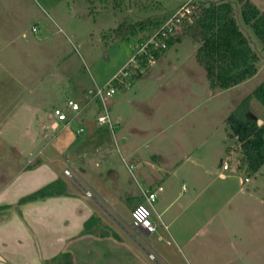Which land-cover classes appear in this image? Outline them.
<instances>
[{"label":"rangeland","instance_id":"1","mask_svg":"<svg viewBox=\"0 0 264 264\" xmlns=\"http://www.w3.org/2000/svg\"><path fill=\"white\" fill-rule=\"evenodd\" d=\"M123 1L118 11L110 2L104 5L99 0H0V45L3 47L0 51V65L3 67L0 69V223H7L10 216L24 205L20 203L33 200L21 201V198L43 186L32 191L37 182L31 183L30 177L35 176L39 183L45 180L44 175L41 178L37 173V166L45 160V133L49 131V136H52L63 131L74 139V129L82 127L78 124L82 123L85 130L80 132L81 137L86 135L101 110L98 108L92 115L95 111L93 105L87 108L81 105L84 96L96 100L92 94L94 87L104 86L114 74L126 67L128 73L120 76L122 83L116 86L112 95L106 96L105 104L108 105L110 119L125 117V125L120 128L122 131L128 127L130 130L132 127L143 129L137 132L135 141L133 138L130 141L139 147L132 154L139 161L122 151L119 142V151L113 144L111 147L103 146L106 152L103 161L96 166L94 162L90 165L93 173L98 171L102 174H96L91 185L79 179L82 194L93 206L102 203L101 195L116 201L115 214L103 212L104 203L96 210L91 207L95 210L93 214L102 219L99 220L102 224L93 223L91 230L112 231L111 227H114L128 239H137L136 254L144 264H264V164L248 176L243 171L232 169L228 173L229 169L226 170L228 192L215 197L213 191H207L209 193L203 198L208 205L205 223L193 221L189 242H177L170 235L169 226H165L166 220L158 223L150 234H137L129 225L133 205L147 204L142 189L148 185L139 171L150 172V182L154 186L164 175L158 171L159 165L164 163L159 160L158 153L167 160L162 168L168 171L180 159H185L183 154L192 147L191 143L195 146L218 143L219 137L236 146L235 138L226 136L227 124L221 127L219 134L211 133L212 126L220 124L229 111L239 116L249 111L255 118H264V105L250 94L264 79V48L239 19L251 37L252 46H256L261 64L256 74L245 82L222 91L209 89L206 85L205 69L196 60L197 45L189 36H183L146 68L138 67L131 57L142 33L123 40L102 38V33H107V29L116 26L124 17L129 16L131 21H135L167 13L183 0ZM251 2L260 9L264 6V0ZM32 26L37 31H32ZM239 94L249 95L241 102L244 105L241 112L237 103L236 106L232 104ZM68 98L79 101L81 111L76 120L66 128L48 129L45 111L55 106L65 108ZM132 98L144 100L146 106H132L129 101ZM97 103L100 106L101 103L95 101L96 106ZM82 118L84 121L80 120ZM7 142L17 147L11 148ZM225 142H221L222 146ZM236 154L237 148L232 147L229 155L235 158ZM229 155L226 158L230 159ZM143 158L157 166L142 164ZM133 160L136 164L129 167ZM196 170V167L182 165L176 175L177 180L173 181L180 187V176ZM64 172L66 179L72 181L68 169ZM245 177L247 181H244ZM100 191L103 192L97 196ZM182 192L178 194L181 204L187 197V193ZM15 200L20 203H14ZM46 200L45 220H52L55 214L50 213V209L59 205L55 199ZM9 205L10 210L4 212L2 209ZM87 215L83 211V217ZM184 217L187 219L188 212L180 220ZM92 239L94 237L87 240ZM58 247L63 251L64 246L61 245L52 246V249L58 252ZM86 248L80 244L74 253L79 256ZM111 254L99 255L98 258L105 257L109 261L100 259L98 262L110 264L115 260L110 259ZM122 254L126 256V251ZM62 255L61 252L47 258L45 264H64L69 256L63 259ZM10 261L15 260L9 259L6 264Z\"/></svg>","mask_w":264,"mask_h":264},{"label":"crops","instance_id":"2","mask_svg":"<svg viewBox=\"0 0 264 264\" xmlns=\"http://www.w3.org/2000/svg\"><path fill=\"white\" fill-rule=\"evenodd\" d=\"M185 1L187 0H183L182 2ZM261 8H264V6ZM2 49L3 47L0 45V51ZM1 68L3 67L0 65V69ZM241 83L230 88H234ZM206 85L209 89H211L209 87V81ZM208 92L209 91H207V93ZM248 96L249 95L247 94H239L238 97L236 95L232 104L236 106L237 103V108L240 107L241 112L242 106H244L241 102L246 100ZM83 99V103L81 104L83 107L84 105L85 107L93 105L95 111L93 110L92 115H94L98 108L101 110V104L100 106H98V103L97 106L95 104V101H99L98 99L90 100L87 96H84ZM129 101L134 107L136 104L139 108L142 105L143 107L146 106L144 104V100L139 101L132 98ZM231 112L232 111H229L228 114L223 116L220 124L212 126V134L216 132L219 134L221 132V127L226 124L225 118ZM242 114L245 118L254 117L249 111H245ZM124 118L122 116H119L118 118L114 117L112 119V127H109L108 125H99L95 119L94 123L87 130V134L82 137L81 133H76L75 128L74 139H71L72 135L63 133V131L55 132L52 136H49V131L45 133V160L37 166L38 176L43 178L42 175H44L45 180H42L41 183H39L37 181L38 178L31 176L30 182H37L34 183L35 185H33L32 191L36 190V188L41 185L48 184L55 180L61 182L58 187L59 191L25 203H20V201L18 202L17 200L14 201V203L24 205L16 211L15 215L10 216L7 223H0V264H6V261L9 259L15 260L10 261V264H45V260L47 258L60 255L61 252L63 254L61 257H63V259L69 256L68 259L65 260L64 264H100L98 262L100 259L105 262L109 260L105 257L98 258V256L102 254L104 256L106 253L110 252H112L110 259H115L111 260L110 264H120V262H122V264H124V262H126V264H135V261H138V264H144L143 261L140 262V259L136 254L135 245H139L138 240L135 238L128 239L123 233L116 231L114 227H111L112 231H110L107 227L109 231L101 232H94L91 230L92 228H90L88 233H83L84 222L87 218L92 216L98 219V216L93 214L98 205L102 206V203L105 204L106 207H103V212L108 214L116 213L115 200L101 195L102 203H97V206H93L91 204L92 202L88 200L84 194H82L80 189L81 182L79 179L84 183L91 185V182H94L93 179L96 178V174H102V172L98 171L93 173V169H91L90 165L94 162L96 166L103 161L102 158H105L106 156L103 146L111 147V144H113L119 151V142L122 151L126 152L132 159L139 161L136 156L132 155L135 154L139 147L134 146V143H131L130 141L132 138L135 141L138 134L137 132H141L143 129L132 127V130H130V127H128L125 131H122L120 128L125 125ZM80 120L84 121V118ZM260 120L262 122L264 118ZM46 122H48V129L51 130H57L60 126H62L59 122H54L53 124L51 110L45 111V123ZM78 124L84 127L82 123ZM66 127L67 126H64V128ZM85 128H87V126ZM83 130L85 129L83 128ZM218 139V143H204L200 146H195L191 143L192 147L190 146L188 152L183 154L185 159H180L175 165L171 166L168 171L162 168V166L165 167L167 160L164 159L162 154L158 153L159 160L164 162L159 165L160 167L158 168V171L164 173V175L156 182L157 185L155 186L157 187L150 182L152 181L150 172L140 169V171L138 170L148 185L142 189V193L143 190L146 189L156 193V196L150 205L154 223H156V226L158 227V223H164V220H166L167 223H165V226H169L170 235L174 237L177 242H189V231L192 230L194 222H201L202 225L205 223L208 205L203 198L209 193L207 191H213L215 197H220V194L228 192L227 184L225 182L228 180V174L224 178H219L218 172L221 171V161L228 159L226 158V155L231 153V149L227 153L225 148L226 146L230 148L232 144H227L223 138L217 137V140ZM221 142H225L223 143V146ZM7 145L11 148L17 147L16 144H12L11 142H7ZM122 155L125 156L124 154ZM134 160L131 161L132 163H130L129 167H133V163H135ZM184 160L186 162H184ZM146 163L152 164L154 167L157 166L156 164L149 162L147 158H143L142 164ZM182 165H185V167L187 166L188 168L193 166L196 167L197 170L193 173L186 174L185 176H180L181 184L179 187L173 180H177L176 175L179 173ZM65 169H68L70 172V175L68 174V176L72 177V181H68L66 179L65 175L67 174L64 172ZM228 169V173L234 169L233 164L230 163V161ZM76 184H78L79 187ZM159 186H162V189H159ZM182 190L184 191L182 193H187V197L184 203L181 204L178 202V194ZM32 191H30V193ZM86 191L87 190H85V192ZM102 192L103 191H100L99 194L96 193V195L100 196V193ZM1 193L2 191H0V195ZM23 195L24 194H22V196ZM142 196L144 197L143 194ZM93 198L95 199V197ZM46 199H55L59 205H57L58 207L50 209V213L55 214L52 220H45V210H47L45 203L48 202ZM145 201L147 202L146 199ZM10 206L11 205L8 207L5 206L2 210L7 212L10 210ZM133 206L135 207V205ZM91 207H95V210ZM83 211L88 213L86 217H83ZM187 212V219L184 217V219L180 220L182 215ZM23 214H27L28 217H25ZM153 215L156 217L153 218ZM100 217L97 221L98 223H100L99 220H102ZM113 220L114 222L116 221L115 219ZM100 224H102V222ZM129 225L137 232V234H150L132 227L131 220ZM92 237H94V239L87 240ZM186 238H188V241L185 240ZM127 241H129L128 243H130V245L127 244ZM80 244L87 246V248L84 249V251L78 256V254L74 253V251ZM57 245L64 246V249H62L63 251L59 250L61 247H58V252L52 249V246ZM123 251H126V256L122 254ZM73 253L74 257H72ZM162 258L166 260L164 256H162ZM188 260L190 261L189 258Z\"/></svg>","mask_w":264,"mask_h":264},{"label":"trees","instance_id":"3","mask_svg":"<svg viewBox=\"0 0 264 264\" xmlns=\"http://www.w3.org/2000/svg\"><path fill=\"white\" fill-rule=\"evenodd\" d=\"M99 1L104 5L110 2L118 11L124 4L123 0ZM190 4L193 5L190 19L184 22L178 32L168 37L165 48L155 51L157 57L163 55L183 36H189L197 45L196 60L205 69L211 89H227L256 74L261 57L252 46L251 37L241 21L264 48V8H258L251 0H193ZM170 12L135 21H131L129 16L124 17L116 26L107 29V33L103 32L102 38L123 40L140 32L142 35L137 41L138 47L139 42L160 26ZM145 57L140 61V66L146 68L150 64ZM251 95L264 105V79L256 85ZM225 122L229 129L226 136L235 138L237 144L225 148L226 152L232 150V147L237 148L235 158L230 156V163L234 170L243 171L247 176L253 175L264 164V120L258 123L255 117L245 118L230 113ZM60 184L58 180L45 184L36 192L21 198V201L56 193ZM97 221L96 217L87 218L83 233H88Z\"/></svg>","mask_w":264,"mask_h":264},{"label":"built area","instance_id":"4","mask_svg":"<svg viewBox=\"0 0 264 264\" xmlns=\"http://www.w3.org/2000/svg\"><path fill=\"white\" fill-rule=\"evenodd\" d=\"M192 1L193 0H187L178 7L174 8L160 26L155 28L145 40L139 42L138 47L131 57V61L135 62L139 67L140 61H142L143 57L146 56L144 59H147L149 64L153 63L157 59L155 51L165 48L168 37L175 32H178L184 22L190 19L191 9L193 7L190 2ZM32 31H37V28L33 26ZM126 73H128V71H126V67H124L122 72L119 70L104 86L96 85L92 90L94 97L101 103V111L96 115V121L98 124H107L109 127H112V119H110V115L108 113V105L105 104V100L107 98L106 96H110L114 93L116 86H119L120 83H122L120 76ZM64 104L65 108L55 106L51 110V116L55 123L59 122L62 126H68L72 123L75 117H77L81 111V107L77 101L71 98H68ZM82 130L83 127H77L76 133H80ZM220 164L221 171L218 172V177L224 178L227 175L226 170L229 168V161L228 159H224ZM247 179L248 178L245 177L244 181H247ZM158 188L162 189V186H159ZM87 193L91 195L89 191H87ZM142 194L148 203H138L132 209L131 226L134 228L141 227L145 232L152 233L156 229V223H154L152 219V210L150 205L155 198L156 193L146 189L143 190Z\"/></svg>","mask_w":264,"mask_h":264},{"label":"water","instance_id":"5","mask_svg":"<svg viewBox=\"0 0 264 264\" xmlns=\"http://www.w3.org/2000/svg\"><path fill=\"white\" fill-rule=\"evenodd\" d=\"M257 121H258V123H261V120L260 119H258ZM136 229H138L139 231H144V229L141 228V227H137Z\"/></svg>","mask_w":264,"mask_h":264}]
</instances>
